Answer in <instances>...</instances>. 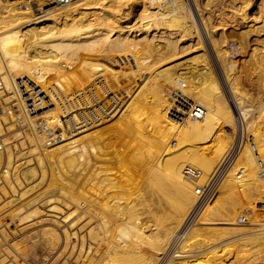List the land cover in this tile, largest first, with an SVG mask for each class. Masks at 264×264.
<instances>
[{
	"label": "bare ground",
	"instance_id": "1",
	"mask_svg": "<svg viewBox=\"0 0 264 264\" xmlns=\"http://www.w3.org/2000/svg\"><path fill=\"white\" fill-rule=\"evenodd\" d=\"M7 2L9 4L0 7V101L7 108L0 115V133L8 128L12 132L13 124L7 127L5 124L13 117L12 121L16 119L18 122L14 123L20 127L11 135L17 142L8 141L10 137L4 138L0 134V149L3 148L0 163L5 157L7 167L11 168L17 158L23 159L24 166L19 167L21 178L18 175L14 178L11 170L3 174L0 212L6 205L12 206L5 215L11 222L17 219L18 224L11 234L4 230L6 224V227L0 226L4 230L0 231V264H52L62 254L60 262L67 264L66 253H63L67 245L72 250L78 246L79 250L73 259L75 262L70 261L75 252L70 258L68 256L70 263L161 264L175 235L187 230L188 216L198 202L194 187L185 179L182 168L196 166L203 173L202 178H209L230 149L234 131L239 127L237 119L245 121L248 131L252 122L249 116L255 112L260 118L258 125L264 129V0L256 4L260 8L259 16L249 14L251 6L248 2L234 1V39L230 40L246 53L236 48L233 53L228 46H218L216 40L211 39L213 27L210 23L211 19L217 21L218 10L210 12L212 9L208 7L209 11L202 12L206 5L214 4L213 0L206 3L192 0L205 35L190 19L184 0H141V11L131 15L136 19L133 25L126 24L131 19L133 0H96L91 6L73 1L59 7L50 6L55 3L53 0L35 5H32L34 0ZM104 2L107 9L102 8ZM36 6L40 10L38 14L34 11ZM206 35L221 67L220 76L215 71L217 67H212L217 62L212 63L210 46L206 49V43H202V39L206 41ZM135 44L159 51L160 64L150 65L148 71L139 69L134 72L136 75L122 79L123 70L100 61L107 52L121 51L123 54L122 50ZM87 52H95L99 57L88 56ZM230 52L233 54L229 55ZM235 54L239 55L237 60ZM108 72L121 80L124 94L119 97L110 94L111 86L104 76ZM159 74L171 81L183 78V95L206 108L202 119L170 117L171 96L166 97L163 87L157 88L155 83L149 82ZM25 76L27 80L22 79ZM17 78L22 80L18 82ZM61 80H69L68 85L74 91L68 94L70 90L67 89L66 94L60 87L64 83L61 84ZM121 84L118 83V87ZM193 86H199V89L189 95ZM38 87L41 89L37 90ZM117 90L120 93L119 88ZM224 91L230 99L233 97L239 111L236 112L231 101L230 107ZM43 92L58 106L56 104L51 111L37 113L34 117L28 116V106L34 105L38 110L48 106L50 101L43 100ZM106 97L113 100L111 108L105 106ZM118 101L125 107L114 111L121 113L117 115L120 122L116 120L119 126L114 130L120 137L127 135L128 144L124 149L116 145L118 135L113 142V138L109 140L110 132L108 137L103 131L93 129L103 124L117 108ZM63 117L67 118L66 127ZM38 120L48 123L49 132L37 129ZM222 123L223 132L219 129ZM57 127L63 129L61 134L56 135ZM48 133L54 135L51 141ZM255 134L252 144L244 146L236 160V164L240 163L236 165L238 170H232L231 176L237 178L238 182L234 180V183H242L243 190H249L254 198L250 197V201L264 203V176L260 175L264 171V130ZM183 143H189L190 151L174 153ZM15 148L20 150L18 155H15ZM33 154H36L33 156L35 161L31 158ZM68 171L72 174L70 177ZM228 177L232 178L230 174ZM22 181L24 186L28 185L23 191L20 190ZM44 182L47 184L45 189L29 195L42 183L45 185ZM232 183L228 186L230 191L236 185ZM238 186L237 190H242ZM236 191L233 190L237 196ZM7 193L9 197L4 199ZM145 213L157 227V233L153 232L157 235L154 241L146 238V226L141 224V219L147 218ZM141 215L145 217L141 218ZM261 216L254 218L251 226H245L244 222L233 221L234 212H217L214 221L208 223L206 219L204 223L217 225L219 222L223 228L199 227L195 223L196 227L190 230L186 239L183 238L185 241L181 246L179 244L180 249L171 252L169 260L172 264H241L245 255L257 247L260 249L258 255H250L243 262L264 264V216ZM26 219L31 220L25 222ZM24 223L28 224L17 227ZM10 235L19 239L10 243L15 239L11 236L13 239L9 240ZM248 237H252L251 242L246 240L242 246L233 242L224 244ZM220 240L224 247L219 246L222 242L217 243ZM211 244L213 248L207 247ZM102 245L106 248L102 249ZM198 253L201 256L196 258ZM83 254L85 257L81 258Z\"/></svg>",
	"mask_w": 264,
	"mask_h": 264
},
{
	"label": "rangeland",
	"instance_id": "2",
	"mask_svg": "<svg viewBox=\"0 0 264 264\" xmlns=\"http://www.w3.org/2000/svg\"><path fill=\"white\" fill-rule=\"evenodd\" d=\"M7 1H9V2H11L10 0H7ZM6 0L4 1V0H0V7L1 8H3L4 6H5V4H9L8 2H7ZM73 1L75 2V1H77V2H75V4L76 3H78L79 4V2L80 3H89V4H86V5H88V6H91V4L92 3H94V2H96V0L95 1H93L92 2V0H80L79 2H78V0H72L71 2L73 3ZM82 1V2H81ZM85 1V2H84ZM97 1H99V0H97ZM185 1V3H186V5H187V7H188V9H189V16H190V19L195 23V25L197 26L198 25V28L200 29V30H202L201 31V34L203 35H205V31H204V29H201L203 26H202V24L201 23H199V22H201V17H200V15L198 14V12L195 10V6L193 5V2H192V0H184ZM206 3L207 2V0H200V2L201 3H204V2ZM214 2V4H211V6H209V5H206L205 7H204V4H202L203 5V12L202 13H205V12H207V11H209L210 9H212V10H210V12H212V11H215V10H218V12H217V14H216V20L217 21H215V22H213V19H211V23H210V25H212V29H211V35L213 36H211V39L212 40H216V45H218V46H220L219 44H221L222 46L223 45H225V46H228L229 47V49L231 48V51H233V53H234V50H235V48L238 50V51H241L242 53H246V52H244L243 51V48L241 47V48H239V47H235L234 46V41L233 40H230V39H234V35H233V33H234V1L235 2H241V1H245V2H248V4H250V8H248V12H249V14L250 15H252L253 14V16H259V14H260V8L256 5V4H258L259 5V3L262 1V0H213ZM92 2V3H91ZM216 2V3H215ZM253 2V3H252ZM105 3V2H104ZM140 3H141V0H133V2H131V10L133 11L131 14H130V16L129 17H131V19L130 20H128V23H126V24H128V25H133L134 23H135V18H133L132 19V17L135 15V13H137V12H139V11H141V6H140ZM3 4V5H2ZM252 4H254V5H252ZM93 5V4H92ZM50 6H52V7H59V6H54V5H50ZM49 6V7H50ZM105 7V9H107V3H105V4H102V8H104ZM212 6H214V8H212ZM24 7V6H23ZM47 7V6H46ZM208 7H210V9L209 10H207L208 9ZM255 8V9H254ZM35 9V8H34ZM257 9V10H256ZM34 11H39V10H37V9H35ZM135 11V12H134ZM35 12V13H36ZM216 12V11H215ZM215 12H213V13H215ZM223 12V13H222ZM225 12V13H224ZM232 14H231V13ZM259 13V14H258ZM36 14H38V12L36 13ZM226 16H228V17H226ZM228 14V15H227ZM131 15H133V16H131ZM232 15H233V17H232ZM228 18V19H227ZM221 19V20H220ZM224 19H227L226 21L224 20ZM198 20V21H197ZM218 20H219V23H218ZM228 21V22H227ZM224 23V24H223ZM228 24V25H227ZM125 25V24H124ZM213 25H215V26H213ZM227 25V26H226ZM224 29V30H223ZM204 32V33H203ZM213 33V34H212ZM225 33H227L226 35H225ZM215 36V37H214ZM221 36V37H220ZM227 36V37H226ZM233 36V37H232ZM226 38V39H225ZM244 38H246V36H244ZM201 39H202V37H201ZM227 40V41H226ZM207 41V42H206ZM206 41H204L203 39H202V43H206V49H207V47L208 46H210V49H208L209 50V54H211L210 55V57H211V60L212 61H214V62H212V63H216L215 65L216 66H214L213 64V66L212 67H217V68H215V71H217L216 73H218L219 74V76L221 75V67L219 66V63H218V61H217V59L215 58V52L213 51V48H211V45H210V40L207 38V35H206ZM218 41V42H217ZM225 41V42H224ZM229 41H232V42H229ZM208 43V44H207ZM218 43V44H217ZM230 45H229V44ZM231 43H233V44H231ZM132 46V47H131ZM129 45L128 46V48H126V49H124V51L122 50V53L123 54H121L120 52H113V53H111V52H107L106 54H104L103 56V59H101L100 61H102L103 63H105V64H109L108 66H110L111 68H114V69H120V70H123V77H122V79H124L126 76H128V75H130V74H134V75H136L134 72H136L137 70L139 71V69H141V70H143V71H148L149 70V67H150V65H152V64H154V65H158V64H160V60H161V54H160V52L159 51H156L155 49H151V50H149V49H145L144 47L145 46H143L142 44L141 45ZM133 46H134V48H133ZM139 46V47H138ZM232 46V47H231ZM234 46V47H233ZM133 48V49H132ZM140 48H141V50H140ZM209 48V47H208ZM139 49V50H138ZM143 49H145V50H143ZM130 50V51H129ZM125 51H127V52H125ZM211 52V53H210ZM110 53V54H109ZM232 52H230L229 53V55H232L233 54ZM89 54V55H88ZM95 54V55H94ZM121 54V55H120ZM86 55H88V56H97V57H99V55H96V53L95 52H92V54H90V53H88L87 52V54ZM105 55H107V56H105ZM110 55V56H109ZM245 56H246V54H244ZM93 56V57H94ZM108 57V58H107ZM117 57V58H116ZM234 57H235V59L237 60L238 58H239V55H237V54H235L234 55ZM116 58V59H115ZM115 59V60H114ZM123 61H121V60ZM112 61H113V63H112ZM115 61V62H114ZM118 62H120V63H118ZM111 63H112V65H111ZM114 63H116V64H114ZM121 64H123L122 66H120ZM116 65H117V67H116ZM118 66H119V68H118ZM121 67H123L122 69H121ZM219 67V68H218ZM132 68V69H131ZM213 68V69H214ZM219 69H220V71H219ZM188 70V69H187ZM186 70V71H187ZM189 71V73H192V74H194V72L192 71V70H188ZM108 74H110V75H108ZM107 75V76H106ZM106 75H104L105 76V79L107 80L106 82L108 83V85H109V87H110V89H111V91H110V94H114L116 97H119V95H121V94H124V91H122V90H124V87H123V85L121 84V80L119 79V76L117 77V76H114V75H112V73L111 72H108V73H106ZM112 75V76H111ZM111 77V78H109V77ZM132 77H134V76H130V78H132ZM110 79V82H109V79ZM222 79H223V77H221ZM220 78V79H221ZM193 79H194V77H193ZM195 81L197 80V79H194ZM69 80H67V81H65L64 82V80H61V84L63 83V85H61L60 87H62V89L63 90H66V94H67V91L68 90H70V91H68V94H69V92L71 93L72 91H74V90H72L71 89V87H69V85H68V82ZM114 81V82H113ZM223 81V80H222ZM67 82V83H66ZM149 82H151V83H155V85L157 86V88L159 87H163V91L164 92H166V97H170L171 96V100H173L172 98H173V93L175 92V90L176 89H183L182 87V84H183V78H178V80L177 81H171V80H166L165 79V77L163 76V74L162 75H156L151 81H149ZM224 83H225V81H223ZM66 83V84H65ZM113 83H114V85L115 86H113ZM118 83H120L121 85H119V87H118ZM58 84H60L59 82H58ZM153 84L151 85V87H153ZM117 85V86H116ZM63 86H65V88L63 87ZM67 86V87H66ZM113 86V87H112ZM123 88H122V87ZM116 87H118L119 88V92L120 93H118V88H116ZM136 87V86H135ZM91 89L93 88V87H90ZM120 88H121V90H120ZM68 89V90H67ZM94 89V88H93ZM92 89V90H93ZM114 89V90H113ZM130 89H132V88H130ZM133 89H135L134 87H133ZM199 89V86H193L192 87V89L190 90V94L189 95H191V94H193L196 90H198ZM113 90V91H112ZM115 90H116V92H115ZM167 90V91H166ZM94 91V90H93ZM253 91V90H252ZM112 92V93H111ZM130 92V91H129ZM168 92V93H167ZM170 94V95H169ZM187 94V93H186ZM224 96H225V98L227 99V101L229 100V102H228V104L230 105V101H231V105H233L234 106V108L236 109V112H237V110L239 111V108H238V106H236V104L234 103V99H233V97L230 99V97H229V95H228V93L226 92V91H224ZM109 100V101H108ZM105 101L106 102H104L105 103V106L106 107H108V108H111L112 107V105H113V100H111L110 99V97H106V99H105ZM125 101V100H124ZM3 103L0 101V106L2 105ZM120 104V105H119ZM5 104H3L1 107H0V115H3V112H2V110H6L7 108L4 106ZM111 105V106H110ZM117 105V108H115V107H113V108H115L114 110H113V108L111 109V112H112V110H113V112L111 113V114H109L110 116H108V120L106 119L104 122H103V124H101V125H99V126H97V127H95V128H93L94 130H97V131H100V132H102V133H106L107 134V136L108 137H110L109 136V132H110V134L112 135L111 137H110V139L109 140H111L112 138V140H113V142L114 141H116V139H117V135H118V144H119V146H118V144H116L117 145V147H119V148H122V149H124V148H126V146H127V141H126V139L128 138V137H126L127 135L126 134H122L123 136H121L120 137V135L117 133V135H116V130H114V129H117L118 128V126H119V123L117 122V121H119L120 122V120H117L119 117V115L121 114V113H119V112H114V111H117V109L118 108H123V107H125L124 105V103L122 102V103H120L119 101H118V104H116ZM231 105H230V107H231ZM11 110V109H10ZM4 115H5V113H4ZM118 115V116H117ZM235 115V114H234ZM255 116H256V120H255ZM171 118H173L172 116H170ZM250 118H249V120L250 121H252L251 123H250V126H248V131L250 130V132H249V134H251V135H253V137L252 138H255V136H256V134L255 133H259V131H262V130H264L262 127H261V125L259 126L258 125V121L260 120V118L255 114V112H252V114L249 116ZM14 118V117H13ZM13 118H12V120H13ZM254 118V119H253ZM258 118H259V120H258ZM120 119V118H119ZM253 119V120H252ZM11 120V119H10ZM10 120H8V121H10ZM11 120V122L9 123V122H7L5 125H6V127L8 126V124H13V126H11L10 128L12 129V132H11V130L8 128L7 130L6 129H4L3 131H2V133H0L1 134V136L2 137H4V138H6V137H10V140L8 139V141H11L12 139L14 140V138H12V133H14L15 131H16V128L17 129H19V125H17L18 123V121L15 119L14 121H17V122H15L14 123V121H12ZM117 120V121H116ZM235 120V119H234ZM115 121H116V123H115ZM254 121V122H253ZM115 124H114V123ZM256 122H257V124H256ZM236 123V122H235ZM252 123H254V124H252ZM223 125H221L220 124V128L219 129H221V132H223V130L222 129H224V123H222ZM102 125H104V126H102ZM106 125V126H105ZM252 125V126H251ZM16 126V127H15ZM18 126V127H17ZM257 126V127H256ZM101 127V128H100ZM106 127V128H105ZM261 127V128H260ZM104 128V129H103ZM108 128V129H107ZM15 129V130H14ZM245 129H247V124H246V126H245ZM10 130V131H9ZM25 131V130H24ZM108 131V132H107ZM115 133H114V132ZM9 132H11V133H9ZM4 133V134H3ZM112 133H114V134H112ZM7 135V136H6ZM116 135V136H115ZM255 135V136H254ZM0 136V137H1ZM19 137V136H18ZM22 139H25V138H22ZM19 140H21V139H19ZM18 141V140H17ZM16 140H14L13 141V143L14 142H17ZM51 141V140H50ZM27 141L25 140V143H26ZM53 142V141H52ZM28 143H26V145H27ZM247 144V143H246ZM245 144V145H246ZM183 145V146H182ZM181 146H180V148L179 149H175L176 151L174 152V153H178L179 151H190V145H189V143H183ZM248 146L250 145L249 143L247 144ZM4 147H6L5 145H3ZM18 145H16V147H17ZM19 148V147H18ZM2 150H3V148H1ZM1 149H0V151H1ZM17 148H15V150H16ZM19 149H21V148H19ZM18 149V150H19ZM26 149H28V148H26ZM188 149V150H187ZM13 150H14V148H13ZM18 150H16L17 151V153L15 152V155H18L19 154V152H20V150H19V152H18ZM174 153H173V155H174ZM36 155V154H35ZM34 154L33 155H31L30 157L33 159L34 157L33 156H35ZM3 156H4V154H3ZM17 157V156H16ZM29 157V158H30ZM5 158V157H4ZM3 158V162L2 163H0V166L2 165V164H5V159ZM15 159H16V161H15ZM14 159V162L15 163H13L12 164V167H13V171H14V174H13V176H14V178L15 177H17V175L19 176V178H21V176L19 175L20 174V168H23V166H24V164L22 163V161H23V159H21V160H19V159H17V158H15ZM19 161V162H18ZM33 161H35V159H33ZM16 162H18V163H16ZM21 162V163H20ZM240 162V161H239ZM19 163H20V165H19ZM236 163H238L237 161H236ZM235 163V165H234V168L232 169L233 171H234V169H235V171H237L238 170V168L236 167V165H239V164H236ZM15 164V165H14ZM17 165H19V166H17ZM22 165V166H21ZM185 166V165H184ZM20 167V168H19ZM196 167V166H195ZM16 168L17 169H19L18 171L16 170ZM185 167H183L182 168V173H183V169H184ZM196 168H198V167H196ZM237 168V169H236ZM231 170V171H232ZM229 172L228 173V176H229V174H230V177H232V178H229L227 175L225 176V178L223 179V181L221 182V185L219 186V189H218V191H217V193H216V195L210 200V201H208L204 206H202L201 207V209H200V211H199V213L197 214V216L194 218V219H192V221L190 220L189 222H188V224L186 225V229L187 230H185V231H183V232H178L175 236L176 237H174V239H173V243L171 244L172 246H171V248H170V250H169V253H168V255L163 259V260H161V264H168V262H169V264H172L173 262L172 261H170L169 259H170V257H169V255L171 254V252H175L176 250H178V249H180V246L182 245V244H184V241H185V239H186V237L188 236V233L190 232V230H192L194 227H196L195 225L197 224V226H199V227H205V226H207V227H205V228H210L211 226H212V228H217L218 226H221L222 228H223V225H219V222L217 223V225H211V224H208V223H210V222H212V221H214V220H212V219H215L216 217H214V215H215V213H217V212H223V211H231V212H234V219H233V221L235 220V221H239L240 223H243V222H241L240 220H239V217L238 216H240V213L242 214V213H245V212H248V213H250V222H244L243 224L245 225V226H251L252 224V221H253V219L254 220H256L257 218H261L262 216V213L261 212H258L255 208H254V204H255V202L256 201H253L254 200V198H252V196H251V193L249 192V190H243V188L245 187V186H242V183H234V180L235 181H237V178L236 179H233L234 178V176H231L232 174V172ZM234 171V172H235ZM16 172V173H15ZM233 172V173H234ZM19 173V174H18ZM68 173H70V171H68L67 172V175H68ZM203 174V173H202ZM201 174V175H202ZM264 174V173H263ZM262 173H260V175L263 177L264 175H263ZM70 175H72L71 173L68 175V177H70ZM183 175H184V173H183ZM2 176H3V174H2ZM236 177H239V176H237V175H235ZM185 177V176H184ZM211 177V175L209 176V178ZM57 178H60V177H57ZM209 178H206V179H204V178H202V176L201 177H199V179H198V181H196V183H204V182H206ZM186 179V178H185ZM202 179V180H201ZM229 179H231V181L229 180ZM187 180V179H186ZM233 180V181H232ZM191 185H193L192 187H194V184L192 183V182H190L189 180H187ZM204 181V182H203ZM263 182H264V180H262ZM226 182H228L227 183V185L226 184H224V183H226ZM230 182V183H229ZM231 182H233L234 183V185H235V189L237 190V186L238 185H240V186H238V189H242V190H235L234 188H233V190L234 191H236L237 192V196H236V193H234L233 192V190L232 191H230L229 190V187L231 186ZM238 182V181H237ZM45 183V182H44ZM233 183H232V185H233ZM43 184V183H42ZM41 184V186L39 187V189L37 188L35 191H33L31 194H29L30 196H32V195H34V194H36L37 193V191L38 192H40V189H45L46 188V183H45V185L43 184L42 185ZM4 185V182L2 183V184H0V196H1V198H3L2 197V193H1V187ZM233 185V186H234ZM229 186V187H228ZM4 187H6V186H4ZM21 187H23V188H21ZM28 187V185L27 186H24V183H23V181H22V186L20 185V190L21 191H23V190H25L26 188ZM243 187V188H242ZM7 188V187H6ZM70 190H71V192H75V190L71 187V186H69L68 187ZM194 189V188H193ZM225 189H228V190H225ZM41 190V191H42ZM73 190V191H72ZM231 193H233V194H231ZM242 191L244 192V191H247L248 193H250V195L247 193V192H244V193H242ZM73 192V193H74ZM229 192V193H228ZM34 193V194H33ZM242 195V194H245V195H242L241 197H240V194ZM2 194V195H1ZM228 194V195H227ZM229 194H231V195H229ZM225 195V196H224ZM234 195V196H233ZM28 196V195H27ZM30 196H28V198L30 197ZM197 196V195H196ZM227 196V197H226ZM241 198L240 200H239V197ZM244 196V197H243ZM6 198H4V199H8L7 197H9V194L7 193V195L5 196ZM25 198H27L26 196H24ZM23 197V198H24ZM233 197V198H232ZM250 197L253 199L252 201H250L251 199H250ZM23 198H22V200H23ZM197 198H198V196H197ZM230 198V199H229ZM238 198V199H237ZM243 198V199H242ZM244 198H247V200H248V198H249V202L248 201H246V199L244 200ZM237 199V200H236ZM22 200L19 202V203H21L22 202ZM24 200H26V199H24ZM198 200V199H197ZM236 200V201H235ZM239 200V201H238ZM263 200V199H262ZM234 201V202H233ZM259 201V200H258ZM257 201V202H258ZM241 202V203H240ZM225 203V204H224ZM236 205H235V204ZM252 203V204H251ZM1 204H3V203H1ZM237 204H239V206L237 205ZM243 204V205H242ZM220 205V206H219ZM251 206H253V207H251ZM10 207L11 208H13L12 206H9V207H7V205L4 207V208H2V209H4L3 211H1L0 212V222H2V224H3V226H2V224L0 223V226L1 227H6L5 226V224L7 225V229L6 228H4V230H6V231H11V232H13V229L15 228V225H17L18 223L17 222H15V221H17V219L16 220H13L12 222L10 221L11 219H9V217H8V215L6 216L5 215V211L7 212L8 210H10ZM220 207V208H219ZM225 207V208H224ZM7 208V209H6ZM218 208V209H217ZM223 208V209H222ZM227 208V209H226ZM240 208V209H239ZM253 208H254V210H253ZM208 209H210V210H208ZM221 209V210H220ZM235 209V210H234ZM212 210V211H211ZM220 210V211H219ZM252 210L254 211L253 213H252ZM2 213H3V215H2ZM255 213V214H254ZM213 214V215H212ZM253 214H254V218H253ZM260 216H259V215ZM1 215H2V217H1ZM143 215H146V217L149 215L148 213H145V214H143ZM143 215H141V218H144L145 216H143ZM258 215V216H257ZM4 216V217H3ZM143 216V217H142ZM211 216V217H210ZM257 216V217H256ZM207 217V218H206ZM209 218V219H208ZM238 218V219H237ZM144 219H147V220H144ZM143 220H144V222H143V220L141 219V221H142V223L141 224H143V226H146L144 229H145V235H146V238L147 239H149V240H151V241H154V240H156L157 239V235H155V234H153V232L155 233H157V227L153 224V222H150V219L151 218H149V217H147V218H144ZM207 219V220H206ZM29 220H31V219H29ZM28 219H26L25 220V222H30ZM205 220H206V222L207 221H209L207 224H205L204 222H205ZM7 223H9V224H7ZM148 221V222H147ZM234 221V222H235ZM254 222V221H253ZM14 223V224H13ZM147 223V224H146ZM150 223V224H149ZM196 223V224H195ZM204 223V224H203ZM246 223V224H245ZM249 223V224H248ZM28 224V223H27ZM27 224H21V225H18L17 227L19 228H22V227H24L25 225H27ZM145 224V225H144ZM195 224V225H194ZM248 224V225H247ZM23 225V226H22ZM147 225H149V226H147ZM193 225V226H192ZM155 226V227H154ZM214 226V227H213ZM9 227V228H8ZM65 227H67V225H65ZM153 227V228H152ZM221 227H218L219 229L221 228ZM146 228H148V229H146ZM149 228H151L150 230H149ZM211 228V229H212ZM237 229V228H236ZM4 230H3V228H0V231H2V232H4ZM25 230V229H24ZM23 231V230H22ZM72 231V230H71ZM11 232L9 233V234H11ZM147 232H149L150 234H147ZM83 233H85V231H83ZM153 234V235H152ZM178 235H179V237H178ZM1 236V235H0ZM12 235H10L9 236V240L13 237H11ZM21 236H22V234H21ZM149 237V238H148ZM152 237V238H151ZM13 238H15L13 241H9L10 243H13V242H15L17 239H19V237L17 236V238L16 237H13ZM12 238V239H13ZM183 238H185V239H183ZM11 239V240H12ZM224 239H226V238H224ZM251 239H252V237H250V239H249V237L248 238H244V239H241L240 241H236V240H234V241H229V242H225L224 244L225 245H228V244H226V243H229V244H231L232 242L234 243V245H239V246H242L243 244H245L246 243V240L247 241H249V243L251 242ZM70 240L71 241H73L74 240V238H70ZM177 240V241H176ZM183 240V241H182ZM3 241V240H2ZM218 241V240H217ZM216 241V242H217ZM222 241H223V239H222ZM221 240L219 241V242H217V243H220V242H222ZM241 241H244V243L242 242L241 243ZM179 242V243H178ZM183 242V243H182ZM235 242H237L236 244H235ZM238 242H240V243H238ZM10 243H8V244H10ZM181 243V244H180ZM232 243V244H233ZM248 242H247V244H249ZM173 244H175V245H173ZM179 244H180V246H179ZM223 244V242L219 245V246H221V247H224L225 245ZM241 244V245H240ZM252 244V243H251ZM102 247V249H104V248H106V246L105 245H102L101 246ZM178 247V248H177ZM207 247H209V248H213V246H212V244H211V247L210 246H207ZM207 247H205L204 249H208ZM259 248V247H258ZM261 248V247H260ZM65 249V248H64ZM66 250V251H65ZM64 251H63V253L65 254V256H66V262H67V264H75V263H70V261L71 262H75L73 259L74 258H76V254L79 252V250H78V246H76L75 247V249H71V246L70 245H67L66 246V249H65ZM76 250V251H75ZM210 250V249H209ZM209 250H206L205 252L206 253H208L209 252ZM252 250H254V251H252V253H248L249 255L248 256H246L245 255V257L246 258H244L243 260H245V259H247V257H249L250 255H253L254 257L255 256H257L258 254H257V252L260 250V249H257V247H256V249H252ZM72 252H75L74 254H73V256L71 257L70 255L72 254ZM79 254V253H78ZM76 255V256H75ZM63 256V254L60 256V257H58L59 258V260H58V258L56 259V260H58L59 262H57L56 263V260L53 262V263H55V264H59V263H61L60 262V258ZM68 256H69V258L71 257L72 259L70 260L69 258H68ZM199 256H201L200 255V253H198V255H196L195 257L196 258H198ZM85 257V255L83 254V256L81 257V258H84ZM68 258V259H67ZM53 260H54V258H52ZM51 259V261H53ZM68 260H70V261H68ZM83 260V259H82ZM166 260V261H165ZM243 260H241V264H246V262H243ZM168 261V262H167ZM245 261H247V260H245ZM65 262V263H66ZM167 262V263H166ZM240 262V261H239ZM243 262V263H242ZM45 263V262H44ZM52 263V264H53ZM248 264H249V262H247ZM46 264V263H45ZM62 264V263H61ZM240 264V263H239Z\"/></svg>",
	"mask_w": 264,
	"mask_h": 264
},
{
	"label": "built area",
	"instance_id": "3",
	"mask_svg": "<svg viewBox=\"0 0 264 264\" xmlns=\"http://www.w3.org/2000/svg\"><path fill=\"white\" fill-rule=\"evenodd\" d=\"M53 1H55V3L53 4L54 6H62L64 4L71 2L72 0H53ZM42 2H44V0H34L32 5L33 4L35 5V3L39 4ZM37 7L38 6H36L35 9H37ZM27 78H28L27 76L22 77V79L24 80H27ZM22 79L17 78V81L19 82ZM23 88L24 87H20V89H23ZM40 89H41L40 87L37 88V90H40ZM45 95L46 94L43 92L42 94L43 100L45 102L50 101L48 106L43 109L38 110L36 106L28 103L29 105H31L27 107L28 116L34 117L36 116L37 113L51 111L53 108H55L56 104L58 106L57 102L54 104L51 103L50 96H45ZM172 99H173L172 100L173 109L170 112V116H172L173 118L175 117L176 119H179V120L184 119V118L196 120V119H202L204 114L206 113V108L204 106L199 105L197 103H193L191 100L186 98L183 95V92L181 89L175 90V92L173 93ZM62 119L66 127L68 125L67 118L63 117ZM236 121L239 127L237 130L234 131V139L232 141L230 149L228 150L221 165L217 167L215 172L211 175V177L206 182L196 183V181H198L199 177H201V174H202L199 168H196L194 166H186L183 169L185 178L194 184L195 194L198 196L197 205L191 211L190 215L188 216L187 224L190 220L192 221V219H194L197 216L201 207L204 206L208 201H210L216 195L219 189V186L221 185V182L223 181L225 176L234 168L236 160L238 159L241 152L243 151L245 144L246 143L252 144L253 136L249 134L248 131L245 129V126H246L245 121H242L241 119H237ZM36 127L40 132H43V133L49 132L50 130V128L48 127V123L45 120H38V122L36 123ZM56 130H58L57 131L58 133H56V135L61 134V132L63 131L61 127L60 128L57 127ZM47 137L48 139L51 140L54 137V135L48 133ZM52 141H55V140H52ZM254 144L255 143H253V145ZM7 170L8 171L11 170V172H14L13 167L11 168L7 167L6 163L0 166V184H2L4 180L2 174H4L5 171ZM261 173L263 174L264 171H262ZM254 207L258 212H261L262 215L264 216V203H261L260 201H258L254 204ZM239 220L241 222H250V213L248 212L242 213L239 216ZM20 260L23 261L22 259Z\"/></svg>",
	"mask_w": 264,
	"mask_h": 264
}]
</instances>
